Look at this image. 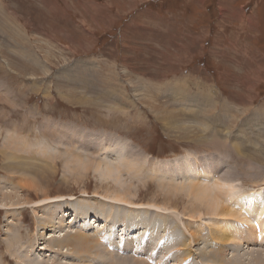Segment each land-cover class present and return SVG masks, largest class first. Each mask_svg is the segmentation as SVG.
I'll return each instance as SVG.
<instances>
[{
    "label": "rangeland",
    "instance_id": "rangeland-1",
    "mask_svg": "<svg viewBox=\"0 0 264 264\" xmlns=\"http://www.w3.org/2000/svg\"><path fill=\"white\" fill-rule=\"evenodd\" d=\"M29 60L38 61L40 67ZM14 61L34 68L38 89H31V75L22 73L25 66L14 70ZM87 64L94 69L89 77ZM70 69L75 77H88L108 91L91 100L83 85L78 91L68 82L56 85L67 79L63 73ZM0 89V201L8 198L11 209L0 205V264H18L12 256L17 248L33 258L41 254L46 259L42 264H62L65 258L60 252L50 247L40 251L53 231L52 212L56 222L75 230L86 225L91 235L104 223L89 226V219L71 223L70 211L79 203L56 204L51 199L74 196L99 211L105 203L81 196L119 193L111 182L99 181L86 164H70L83 156L80 152L73 156L61 146L44 153L46 158L37 155L40 150L31 145L42 139L40 128L49 122L69 130L73 126L114 134L152 160L197 156L199 166L212 171L215 179L228 173V181L241 192L264 190V0H0ZM110 91L114 95L105 97ZM73 93H78L74 99L69 96ZM9 134L29 147L15 142L10 146L5 138ZM235 138L244 146L233 145ZM29 152H35L37 159H31ZM47 158L50 165L43 160ZM155 175L152 170L139 172L140 182L127 176L130 188L122 197L175 211L179 216L174 215L178 223L173 232L180 230L182 238L167 257L157 245L136 243L139 253L121 257L141 258L137 256L143 251L147 259L164 261L159 264H178L177 259L192 248L193 258L186 264L213 260L208 239L222 234L213 226H222L223 221L205 215L197 225L190 223L184 214H190L192 203L183 193H169L168 182L159 186L161 174ZM29 185L34 188L28 189ZM44 199L50 200L49 205L32 207ZM202 222L212 231L204 229L202 241L195 242L191 233ZM252 224L249 234L257 244L235 241L243 261L264 257V234L258 232L256 220ZM239 229L243 237L248 234ZM40 236L44 245L36 241ZM183 243L188 249L180 251Z\"/></svg>",
    "mask_w": 264,
    "mask_h": 264
},
{
    "label": "bare ground",
    "instance_id": "bare-ground-1",
    "mask_svg": "<svg viewBox=\"0 0 264 264\" xmlns=\"http://www.w3.org/2000/svg\"><path fill=\"white\" fill-rule=\"evenodd\" d=\"M1 27L5 28V23L1 24ZM29 62L33 67H40V65H38V61L36 60H29ZM12 64L14 70L17 71L18 69L22 71V69H24V66L26 65L25 63V65L22 66L20 63H18V61H14ZM16 66H18V69L16 68ZM86 66H88L87 69L89 77L90 75H92L91 71L94 69H92V64H87ZM25 67L27 68L24 69L26 70V72L22 73L24 75L27 74L26 76L31 75L29 77L31 80L28 78V80L32 81L30 84L31 89H38L39 87L37 88V83H35L37 82V79H35V77H32V75L34 74V71L32 72V70H34V68H31L30 66ZM65 75L67 79H64L62 82H56V85H63V83L68 82L69 85H72L70 87L74 91H78L79 86L83 85L85 86L86 93L88 95L86 98L96 96L101 93L104 94V92L108 91H105L103 89L105 88L104 86L96 87L95 85H93L90 78L88 77L86 78L82 75L75 77L71 69L70 71H65L63 73V78ZM103 80L104 81H102V85L104 84V82L106 83V79L103 78ZM105 85H108V82ZM110 92H107L105 97L110 98L112 97V95H114V93ZM3 93L4 95L7 94L4 91ZM77 94L78 93H73L69 96L70 98L74 99ZM79 97L80 99L85 100L84 97ZM179 97H181L182 99H187L186 96L181 93L179 94ZM90 99L92 100V97ZM3 119L6 120L5 118ZM65 127L62 125H54L50 122L43 124L40 128L41 131H39L42 136V139L40 138L41 140L35 145H31L32 147H37L40 150V153H38L37 155L44 157V153L46 154V152H55L59 148H61V146H65V151L68 152L67 154L73 156L80 152L83 156H79L80 158H75V160H71L70 164L75 161L81 163L82 165L86 164L87 166H89V170H92L94 172L99 181L104 184H108L109 182H111L110 184L114 185L117 189H119V193L112 192L109 195L103 196H98V194H95L93 196L84 194L81 196L82 198H93L95 200L102 201V203H105L103 205V209L99 211L94 209L89 204L90 202L84 203L83 200H79V198L74 196H59L56 198H52V202L56 204H64L66 201H68L72 205H76V203H79L78 205L80 206L76 205L77 207L75 206L70 211L72 217L71 223H77V221L83 222L89 219V226H94L99 221L104 224L100 229L96 231L95 234L91 235L87 234V230L85 228L88 227H86V225H82L81 228L75 230L72 228H67L68 226H64L63 223L60 224L59 222H56L55 213L53 214L52 212V215L50 214L49 221L53 220V222L55 223L53 226H51L53 231L48 238H44L45 240H47V242L49 240V242L48 244H46L47 246L45 245L44 247H42L40 251H48V247H50L51 249H53V251L60 252L59 255H62L65 258V262L62 261V264H102L103 261H107V264H136L137 262V264H142L143 262V264H159L164 262L163 260L154 259L153 261L151 258L147 259L145 257V252L143 251L141 252L142 256H137L141 258L135 257L136 259H132L129 256L126 259L125 257H121L120 255L125 253H130L134 255L135 253H139L140 251L134 245V243H136L137 245H157L161 249L163 255L167 257L169 250L177 248L176 246L179 244L178 240L179 238H182L180 237L181 235L178 236V234L181 233L180 230H178V232L176 233L173 232V229L175 231V228L177 227L176 223H178L174 219V215L179 216V214H177L175 211L169 210V208H167L166 206L160 207L155 204L133 203L125 199V197H122V195H125L124 192L127 191L125 190V188H130V185L127 184L128 182L126 181L127 178L129 179L130 177H136V180L140 182L139 180H141V176H139V172L146 171L149 173L152 170L153 177L155 174H161V176L159 177V186L161 182L162 184H165L163 183L164 181L168 182L167 185L165 184V188L168 189L167 191L169 193H183V195L185 194L188 201L192 203V209L190 208V214L183 213L190 223L193 222L196 224L197 219L199 221L201 220L199 218L205 215L215 216V218H219V220L223 221L222 226H217V224L216 226L215 224L213 226L217 230L216 233H218V230H221L222 234L220 236L215 234L214 236H211L210 239H208L209 243L206 242L209 244L210 251L211 253H213L214 256V259L212 257L213 260L205 261L207 264H264V257L258 256L257 254V256H253L252 259H250L249 261L241 260V257L238 256L237 251V246L239 245L235 244L236 239H242L241 241L243 242L245 240L248 242L256 240L252 235L249 234L250 230L254 231L253 224L249 226L254 220L257 221L256 227L259 229L258 232H260V234H264L263 189L254 190L250 193L241 192V190H237L236 185L234 183H230L228 181V173L223 174V177L222 175H220L223 180L221 178L217 180L214 178L216 176L213 174L212 171L206 168H201L199 166V161H201V158L199 159L197 156L188 155L186 157L176 158L174 160H152L151 158H147L144 154L136 153L132 145H130L128 142H125L124 139L122 140V138L116 137L114 134H104L101 132L94 133L92 131L90 132L89 130L87 131L75 128L73 126L70 127V130H72L70 131L69 128ZM206 131H204V133ZM9 135H7L5 138L6 142H9V140L10 142H12L10 146H12L15 142L16 144H18V146L22 144L23 148L29 147V144H26V142L24 147L23 140L21 141L17 139L14 134L10 136ZM46 136H49L48 139H46ZM234 141L236 142H232L233 145L235 144L244 146L243 142H240L238 138H235ZM246 144L247 142L245 143V145ZM6 145L8 146V143H6ZM8 153L9 152L6 150L5 154L7 156ZM29 157L34 160L37 159L35 152L30 154ZM42 157H38L40 161L42 160ZM49 158L43 160L45 162L48 161L47 163L49 164ZM14 159L17 158L15 157ZM206 161L207 159H205L203 163L205 164ZM167 172L174 174L170 175L167 174ZM132 174L133 176H131ZM134 174H137V176ZM40 178L41 180H43L42 175ZM33 186L29 185L28 189H33ZM49 203L50 200L44 199L42 201L33 203L32 207H41L43 205H49ZM0 205L2 207H5L7 211L11 210L8 205V198L7 201L1 200ZM16 205L22 206L21 203H18ZM16 205L13 204L12 206ZM121 207H124L125 209H122ZM65 215L67 216V214H64V216ZM157 217L162 218V224ZM212 218L214 219V217ZM234 222H237V224H233ZM253 223L255 224V222ZM201 225L202 226L194 230L195 232L193 231L191 233L195 242L198 240L202 241V236H204L205 232L204 229L208 228L210 233L212 231L209 224H205L204 222H202ZM100 226L101 225L99 224L97 227ZM239 228H244L243 230L248 232V234H246L247 236L245 235L243 237L241 235L242 230ZM197 231L199 232L197 233ZM39 232L40 230L38 231V233ZM126 239L130 240V242H128ZM40 240H42L41 236L36 238V241L41 244L42 242H40ZM143 240H146V243L142 242ZM188 244L190 245L191 242ZM214 244L218 245L214 246ZM41 245H44V243ZM179 247L180 251H182V249H188L186 243L181 244ZM191 249H189L190 251H188L187 253H183V255L180 256L179 259H177L178 264H186L188 263L187 261L189 259L191 260L193 258V251ZM27 252L28 251L24 250V248H17V250L12 253V256L17 259L16 261L18 262V264H42L41 261H43V263L44 261L46 262V259L43 258L41 254H39L41 257L33 258V254L29 255L27 254ZM71 253L73 254L72 256H70ZM235 253H237V255H234ZM152 257L155 256L152 254ZM200 257L202 256L200 255ZM120 259H123L125 263H123L124 261H120Z\"/></svg>",
    "mask_w": 264,
    "mask_h": 264
}]
</instances>
